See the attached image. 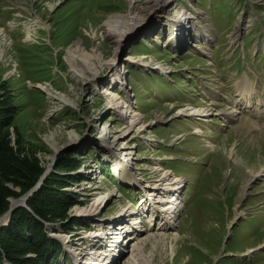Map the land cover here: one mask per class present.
<instances>
[{"label": "rangeland", "instance_id": "rangeland-1", "mask_svg": "<svg viewBox=\"0 0 264 264\" xmlns=\"http://www.w3.org/2000/svg\"><path fill=\"white\" fill-rule=\"evenodd\" d=\"M134 1L0 0V145L68 179L73 200L43 221L63 244L46 264H101L112 246L110 264H133L146 239L140 264H264V0ZM137 11L131 36L107 35ZM162 177L182 209L167 229Z\"/></svg>", "mask_w": 264, "mask_h": 264}, {"label": "trees", "instance_id": "trees-1", "mask_svg": "<svg viewBox=\"0 0 264 264\" xmlns=\"http://www.w3.org/2000/svg\"><path fill=\"white\" fill-rule=\"evenodd\" d=\"M29 164V160L16 155L9 146L0 145V215L10 208V196L19 197L29 192L42 177L43 169ZM67 180L58 174L45 178L41 188L29 196L28 208L15 207L9 224L0 228V264L5 261L9 264H46L51 253L63 249L60 241L47 234L43 221L59 222L68 217L67 209L73 200L63 189ZM6 181L20 186L21 192H13L5 185ZM30 253L35 255L30 256Z\"/></svg>", "mask_w": 264, "mask_h": 264}, {"label": "bare ground", "instance_id": "bare-ground-1", "mask_svg": "<svg viewBox=\"0 0 264 264\" xmlns=\"http://www.w3.org/2000/svg\"><path fill=\"white\" fill-rule=\"evenodd\" d=\"M135 2H137V1H134V0H131V2H130V6H132L131 8L133 9V8H135L134 7V5H135ZM171 1L170 0H165V1H161V2H159L158 3V5H157V7H161V8H163V9H166V7L168 6V4L170 3ZM136 9V8H135ZM185 11V10H184ZM184 11H179L178 12V14L176 15V17H174V24H175V26H176V30H177V36L176 37H178V44L181 46V45H184V42L189 38L188 36H189V34L186 32L188 29H187V25L188 24H190V20H192V19H194L193 17H192V15L191 14H188L189 12H188V10H187V12H184ZM116 18H113V17H111V19L110 20H108L107 21V26L109 27V30H107V35H115V36H117V38H118V36H120L121 37V39H123V37H126V38H128L129 36H131L132 35V33L136 30V29H138L139 28V26H140V19H141V14L140 13H138V11L137 12H132L131 14H129L128 15V17L125 19L124 17H122V16H120V15H117V16H115ZM180 35H184V37H186V40H185V38L184 39H181L180 40ZM119 39V38H118ZM121 39H119V43H122V40ZM80 50V48L78 49V51ZM80 57V56H79ZM76 62L79 64V67H80V65H81V67H82V72H81V78H87V79H92V80H94V81H99V79H101V78H96L97 76L95 75L96 73H95V71L97 70V68H92L91 66H90V64H88V61L87 60H79V59H76ZM113 67V66H112ZM127 72H128V70H127ZM125 74V73H124ZM121 75V74H120ZM118 77L119 76H116L115 78H114V86H111V88H110V90H111V92H108V90L107 91H105L106 93L108 92V94L110 95V94H112L113 92L112 91H114L115 89H116V87H118V86H116L115 84H123V82H121L122 81V79H118ZM121 80V81H120ZM112 83V84H113ZM66 102V101H65ZM128 108V107H127ZM128 111V110H127ZM128 113V112H127ZM126 113V114H127ZM161 183H160V182ZM159 181H157L158 183L155 185V186H151V188H152V191L153 192H158L157 194H159V193H161L162 192V190H165V191H163V194L164 195H167L170 191H172L173 192V190L176 188V186H174V185H176L175 184V182L173 183L174 185H172L173 187H171L170 189H167L168 188V186H171V185H169V183H170V180H169V178H167V177H162V179H159ZM165 186H167V187H165ZM174 193H176V191H174ZM179 193H180V190H179ZM178 196H179V194H178ZM106 199H108V198H106V197H103V199H102V202L101 203H103V202H105V200ZM166 200V202H168V203H165V205L164 206H166V207H164V209L166 208L167 209V211H166V209H165V211H166V214L164 213V214H162V217H160V219H158L159 221L161 220V222L163 223L162 224V227H161V229H167V228H169V224L167 225V222H165V219H166V217H169L170 219H175L174 220V222L179 218V212L182 210H180L179 208H178V205H177V202H178V197H176L175 196V194H174V196L173 195H167L166 196V199H165V197L164 198H161V200L159 201V203H160V206H158V208H160V209H162V207H161V205H163L164 204V201ZM20 201L19 200H15V204H17V203H19ZM13 203V205H15ZM101 203L99 204V205H101ZM168 204V205H167ZM181 204V203H180ZM171 205V206H170ZM175 205H177V206H175ZM180 207V206H179ZM173 208H176V209H173ZM163 210V209H162ZM6 217H8L9 218V216H8V214H6V215H4V218L1 220V222H4L5 221V218ZM0 222V223H1ZM141 220H139L138 218H137V220L136 221H134L133 223L134 224H136V225H138L137 223H140L141 224ZM173 223V222H172ZM128 225H126V224H123V225H121V226H119V227H117L118 229H121V231H124L125 230V232L123 233V234H125L124 236H126L127 234H128V230L130 229V228H128L127 227ZM139 228V227H138ZM135 230H137L136 229V227L134 228ZM134 229H133V231H134ZM132 231V232H133ZM120 233H122V232H120ZM179 234V233H178ZM134 235H135V233H134ZM107 236V235H106ZM132 236V235H131ZM98 238L100 237V236H97ZM137 238V237H140V236H132V238ZM132 238H130V239H132ZM163 238V237H162ZM175 238H177V236L175 235L174 236V240H175ZM102 238H100L99 239V242H101L102 240H101ZM148 239H150V238H148ZM154 240H155V238H154ZM108 241H109V238H108ZM121 242H119V241H117V244L119 245V243H120V247L121 248H123V246H124V240H123V237H121V240H120ZM132 241V240H131ZM124 242V243H123ZM144 242V241H143ZM142 242V243H143ZM150 243V241H148L147 239H146V241H145V243H143V245L142 246H139L138 245V247L136 248V250H135V254H134V257L132 258V262H133V264L135 263V264H140L139 262L142 260L141 258H140V256L138 255V252L140 251V250H142L143 249V247H145V246H147L148 244ZM129 244V243H128ZM107 245V244H106ZM113 248H111L110 247V250L109 249H107V250H105L106 252H104V253H101L99 256H101V257H104V259L101 261L102 263L101 264H110L111 262H112V260L113 261H116V259H118V257H122V251H119V253H117L118 255L116 256V257H112V254H113V252H116L117 250V247L115 246H112ZM116 250V251H115ZM109 253H108V252ZM84 252V251H83ZM107 253V254H106ZM88 254L86 253V255H84L85 257L87 256ZM103 255V256H102ZM107 257H112V259H110V258H107ZM90 260V259H89ZM143 262V261H142ZM141 262V263H142ZM95 264V263H94Z\"/></svg>", "mask_w": 264, "mask_h": 264}, {"label": "water", "instance_id": "water-1", "mask_svg": "<svg viewBox=\"0 0 264 264\" xmlns=\"http://www.w3.org/2000/svg\"><path fill=\"white\" fill-rule=\"evenodd\" d=\"M46 176V173L43 174V177L41 178V180L35 185V187H33L32 189L29 190V192L25 193L24 195L16 198L15 200H19L20 202L13 205V203L11 202L10 204V208L4 212L3 214L0 215V222L1 220L4 218V215L8 214L9 218L7 221H4V222H1L0 223V228L7 225L10 221V214L12 213V211L15 209V207H18V206H24L26 207L27 206V200L29 198V196H31L33 193L37 192L40 188H41V185L43 183V180Z\"/></svg>", "mask_w": 264, "mask_h": 264}]
</instances>
